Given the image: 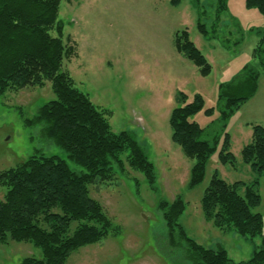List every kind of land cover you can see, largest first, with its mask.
<instances>
[{"label": "rangeland", "instance_id": "374dc122", "mask_svg": "<svg viewBox=\"0 0 264 264\" xmlns=\"http://www.w3.org/2000/svg\"><path fill=\"white\" fill-rule=\"evenodd\" d=\"M217 1H62V39L76 51L65 58L64 70L72 74L77 87L97 107L111 112L109 121L114 132L136 134L154 163L158 181L153 192L148 180L126 165L124 173L112 183L91 187L92 197L101 201L120 232L78 250L67 264H191L184 250L171 247L168 227L159 210L160 201H173L177 196L188 205L180 223L197 243L207 248L225 247L234 263L249 260L263 244L264 232L263 237L251 239L223 233L206 222L201 199L215 171L229 183L258 179L262 202L256 212L264 217V177L256 176L247 166L234 171L220 164V144L202 184L189 189L194 161L172 141L170 117L181 104L180 92L189 103L200 94L205 109L215 108L220 86L247 67L259 71L258 89L228 121L231 152L240 159L242 148L251 140L252 127L264 126V71L255 56L264 38V15L256 8H247L246 0H225L226 13L216 25ZM199 22L207 24L209 32L214 24L218 30L204 36ZM184 30L211 64L209 76H202L199 68L177 51L176 35ZM51 34L59 36L57 30ZM51 85L0 95V172L40 153L66 161L77 173L84 172L43 136L41 126L26 125V120L34 119L44 104L56 98ZM218 116L207 117L201 112L193 120L207 128ZM5 192L0 185V200ZM28 257L44 256L29 243L0 242V264H22Z\"/></svg>", "mask_w": 264, "mask_h": 264}, {"label": "trees", "instance_id": "16d2710c", "mask_svg": "<svg viewBox=\"0 0 264 264\" xmlns=\"http://www.w3.org/2000/svg\"><path fill=\"white\" fill-rule=\"evenodd\" d=\"M62 1L0 0V95L51 83L56 98L44 104L34 119L26 120V125L41 126L43 136L84 169L77 173L66 161L40 153L0 172V185L6 191L0 200L1 244L29 243L44 256L25 258L22 264H67L78 250L117 236L119 227L114 226L101 201L92 197L91 187L112 183L126 165L142 174L153 192L158 182L154 163L136 134L114 132L111 112L97 107L64 70L65 58L76 51L62 39ZM225 2L217 1L216 25L226 13ZM246 6L264 15V0H246ZM216 25L209 32L207 24L198 23L204 36L217 31ZM53 30H57L58 38L51 34ZM189 34L184 30L176 35V49L199 68L202 76H209L212 66ZM255 56L264 71L263 37ZM259 76L258 70L247 67L231 82L222 84L215 108L205 109L200 94L189 103L180 92L181 104L172 110L170 126L172 141L194 161L189 189L202 184L220 144V164L234 171L247 166L256 176L264 177V126L252 127L251 140L242 148L240 159L231 152L232 138L226 132L231 116L257 92ZM201 112L207 117L219 116L210 127L202 128L193 120ZM218 173H213L201 199L206 222L223 233L263 237L264 217L256 212L262 202L258 179L229 183ZM159 204L171 247L184 250L191 264H264V238L249 260L234 263L225 247L207 248L188 235L180 223L188 206L182 196Z\"/></svg>", "mask_w": 264, "mask_h": 264}]
</instances>
